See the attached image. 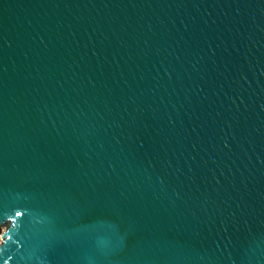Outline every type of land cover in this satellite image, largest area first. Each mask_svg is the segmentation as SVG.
<instances>
[{"label":"water","instance_id":"water-1","mask_svg":"<svg viewBox=\"0 0 264 264\" xmlns=\"http://www.w3.org/2000/svg\"><path fill=\"white\" fill-rule=\"evenodd\" d=\"M0 264H264V0H0Z\"/></svg>","mask_w":264,"mask_h":264},{"label":"rangeland","instance_id":"rangeland-1","mask_svg":"<svg viewBox=\"0 0 264 264\" xmlns=\"http://www.w3.org/2000/svg\"><path fill=\"white\" fill-rule=\"evenodd\" d=\"M0 242H1V234H0Z\"/></svg>","mask_w":264,"mask_h":264}]
</instances>
